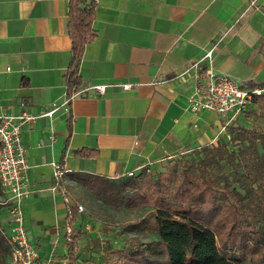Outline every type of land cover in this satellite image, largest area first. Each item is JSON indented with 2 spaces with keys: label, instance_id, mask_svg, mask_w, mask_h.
<instances>
[{
  "label": "crops",
  "instance_id": "0c3cea01",
  "mask_svg": "<svg viewBox=\"0 0 264 264\" xmlns=\"http://www.w3.org/2000/svg\"><path fill=\"white\" fill-rule=\"evenodd\" d=\"M84 1L96 5V37L79 64L77 86L87 89L64 104L71 91L70 0H0V114L41 115L59 106L24 124L22 139L30 164L28 235L43 255L61 254L55 259L62 264L72 190L81 187L73 173L138 174L143 165L154 169L227 138L219 115L189 105L207 73L193 67L181 75L207 50L215 46L216 73L250 88L264 83V0ZM209 64L201 62L204 69ZM126 82L133 86L123 88ZM104 83V94L93 88ZM54 161L65 170L58 180ZM0 213L7 222L6 209ZM79 218L74 227H81Z\"/></svg>",
  "mask_w": 264,
  "mask_h": 264
},
{
  "label": "trees",
  "instance_id": "16d2710c",
  "mask_svg": "<svg viewBox=\"0 0 264 264\" xmlns=\"http://www.w3.org/2000/svg\"><path fill=\"white\" fill-rule=\"evenodd\" d=\"M94 2L70 0L69 32L72 59L66 73L69 90L80 84L79 64L87 43L96 37ZM264 88V83L260 84ZM261 96H257L254 102ZM228 141L202 145L183 167L151 175L145 170L119 180L88 172L72 177L110 207H153L154 218L127 225L148 224L159 238L134 242L114 250L120 264H264V129L228 125ZM1 194V189H0ZM72 212L66 264H77L79 239ZM8 257L7 239L0 231V264Z\"/></svg>",
  "mask_w": 264,
  "mask_h": 264
},
{
  "label": "built area",
  "instance_id": "2783aa9c",
  "mask_svg": "<svg viewBox=\"0 0 264 264\" xmlns=\"http://www.w3.org/2000/svg\"><path fill=\"white\" fill-rule=\"evenodd\" d=\"M231 30V29H230ZM229 30V31H230ZM215 46L207 50L205 55L194 65L187 68L181 75L188 73L191 68H196L207 73V78L196 91L189 97V105L193 110H209L221 117L224 127L231 125L243 115L253 104L255 97L264 94L262 87H246L226 74L216 73L211 66ZM209 61V66L202 68L201 62ZM123 88L130 89L133 84L126 82ZM108 84H96L93 88L104 94ZM87 88L77 85L68 91L64 104L69 103L75 96L83 94ZM52 109L37 115L28 111L19 114H0V210L6 209L8 220L2 222L0 213V231L7 239L8 257L5 264H56L54 252L43 255L40 249L32 242L26 227L24 212L25 200L31 193L27 172L30 164L27 158V148L22 139L23 125L35 121L40 116H51L57 109ZM54 177L58 180L63 177L65 170L58 162H52ZM141 171L152 172L151 164L140 167ZM135 171L127 173L115 172L109 178L119 180L136 175ZM77 212H82L84 206L81 203L75 205ZM68 238L71 226H67Z\"/></svg>",
  "mask_w": 264,
  "mask_h": 264
},
{
  "label": "rangeland",
  "instance_id": "374dc122",
  "mask_svg": "<svg viewBox=\"0 0 264 264\" xmlns=\"http://www.w3.org/2000/svg\"><path fill=\"white\" fill-rule=\"evenodd\" d=\"M246 86L249 87V85ZM252 105L245 112L244 119L241 120L244 124L237 120L233 123L235 125L264 129V94L259 98L257 104ZM224 140L228 141L231 149L238 147V144L230 139L229 134ZM193 156L195 155L192 150L179 153L164 160L159 167H155L152 172L147 173L151 176L175 166L183 167L185 162ZM72 195L74 206L78 203L84 206L82 212H77L75 207L72 208V211L78 213L80 216L78 226H81L86 231V235L80 240L77 264L124 263L125 258L122 260L117 259L113 252L114 250L125 249V247L131 246L134 242L137 243L136 245L139 243H151L159 238L153 227L148 224L137 225L134 228L127 227L129 223L139 221L144 217H149L153 220V207L143 206L136 209H130L125 206L110 207L83 185L72 190ZM2 222L6 223L3 218ZM55 257L60 258L62 255L58 254ZM242 263L249 264V258ZM56 264H62L61 260H58Z\"/></svg>",
  "mask_w": 264,
  "mask_h": 264
}]
</instances>
